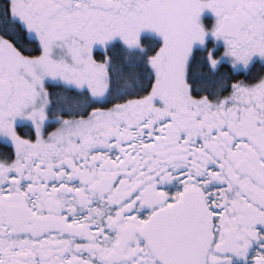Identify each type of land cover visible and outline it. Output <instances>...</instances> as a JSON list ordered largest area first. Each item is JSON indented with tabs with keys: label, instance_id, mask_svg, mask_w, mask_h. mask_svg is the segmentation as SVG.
I'll return each instance as SVG.
<instances>
[{
	"label": "snow or ice",
	"instance_id": "snow-or-ice-1",
	"mask_svg": "<svg viewBox=\"0 0 264 264\" xmlns=\"http://www.w3.org/2000/svg\"><path fill=\"white\" fill-rule=\"evenodd\" d=\"M0 264H264V0H0Z\"/></svg>",
	"mask_w": 264,
	"mask_h": 264
}]
</instances>
